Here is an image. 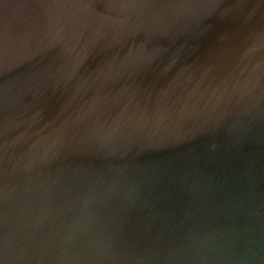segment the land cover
I'll list each match as a JSON object with an SVG mask.
<instances>
[{"label":"water","instance_id":"95a60500","mask_svg":"<svg viewBox=\"0 0 264 264\" xmlns=\"http://www.w3.org/2000/svg\"><path fill=\"white\" fill-rule=\"evenodd\" d=\"M0 264H264V0H0Z\"/></svg>","mask_w":264,"mask_h":264}]
</instances>
